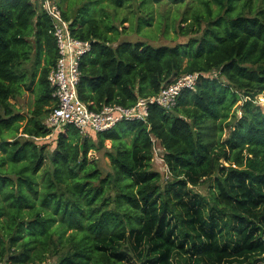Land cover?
Segmentation results:
<instances>
[{"label": "trees", "instance_id": "obj_1", "mask_svg": "<svg viewBox=\"0 0 264 264\" xmlns=\"http://www.w3.org/2000/svg\"><path fill=\"white\" fill-rule=\"evenodd\" d=\"M55 3L72 36L91 43L77 84L91 111L132 107L183 75L208 77L172 109L149 106L145 121L88 136L66 126L49 150L40 141L56 106L51 22L32 0H0V262L171 264L190 249L194 264H264V112L254 103L264 92V0ZM161 5L175 8L172 22L184 7L185 43L118 42L117 22L140 31ZM25 93L34 102L21 113L11 101ZM155 143L164 184L151 170ZM101 151L110 170L89 157ZM205 184L207 197L193 190Z\"/></svg>", "mask_w": 264, "mask_h": 264}, {"label": "built area", "instance_id": "obj_2", "mask_svg": "<svg viewBox=\"0 0 264 264\" xmlns=\"http://www.w3.org/2000/svg\"><path fill=\"white\" fill-rule=\"evenodd\" d=\"M32 1L38 3L50 19L51 33L57 47L56 65L47 78L53 88L52 97L56 101V106L44 121L45 127L51 132L62 131L66 126H72L81 135L88 136L91 132L107 131L122 121H145L149 106L172 109L182 92L194 91L197 84L208 77L203 73L183 75L164 86L156 96L138 99L132 107L106 105L99 111H91L77 95L79 60L90 51L91 43L72 36L70 22L63 18L55 0ZM245 100L250 99L245 98ZM254 103L257 104L256 99ZM0 264L7 263L0 262Z\"/></svg>", "mask_w": 264, "mask_h": 264}, {"label": "rangeland", "instance_id": "obj_3", "mask_svg": "<svg viewBox=\"0 0 264 264\" xmlns=\"http://www.w3.org/2000/svg\"><path fill=\"white\" fill-rule=\"evenodd\" d=\"M63 1L64 2L66 1L67 3H69V1H73V3L75 1L76 2L78 1L81 4H84V1L86 0H63ZM137 4H138V0H137ZM213 8H215V6H213ZM174 9H175L174 7L168 5L155 6L151 17L152 18L151 25L150 26L144 25L140 29V31H136L135 28L136 21H134L132 25L133 27L132 29H129L130 23H125L122 25L120 24V22H117L115 26H117V28L120 31V34L118 36V42L140 41L150 44L151 46H161V45L174 46L179 43H185L190 36L183 37L177 33V28L179 25H181L182 22L181 17H182V13L184 12V7L179 9L175 21L172 22L173 16L175 15ZM140 14H142V12H140ZM259 98H262L263 100H260ZM255 99L257 101V105L264 112V92L258 94ZM11 102L15 104L16 109L19 110L21 113H26V111L31 108L34 102V96L32 94L25 93L17 100ZM237 115L239 116L240 113H237ZM57 133L58 130L52 132L46 138L41 139L40 143L48 145L49 150H51L54 146V140L56 139ZM105 146L106 148H109L110 142H106ZM153 152H154L153 153L154 156L151 163V170L157 171L161 174V182L162 184H164L166 180H169L170 175L165 163L162 160L163 151L158 145V143L154 144ZM89 157L93 159H97L102 170L104 171L110 170L109 160L104 156L103 151L92 152L89 154ZM187 188H191V186L188 185ZM193 190L196 193H199L200 195L207 197L209 191L208 184L200 185L196 188H193ZM181 255H182L181 258H179L178 256L176 257L173 256L170 261L171 264H180V263L184 264L183 260L185 259L188 260L189 264H194V260H195L194 258H197L198 256L196 253L193 254L190 249L188 251H185V253H181Z\"/></svg>", "mask_w": 264, "mask_h": 264}]
</instances>
